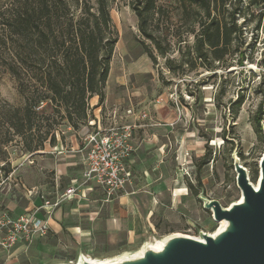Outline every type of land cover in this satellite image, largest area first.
I'll return each instance as SVG.
<instances>
[{
	"label": "rangeland",
	"instance_id": "rangeland-1",
	"mask_svg": "<svg viewBox=\"0 0 264 264\" xmlns=\"http://www.w3.org/2000/svg\"><path fill=\"white\" fill-rule=\"evenodd\" d=\"M13 1L0 0V13L9 16L17 12L19 3ZM109 2L117 43L109 63L98 117L102 125H107L111 116L125 120L128 111L147 113L157 104L156 101L164 104L172 114L173 135L178 141L177 146L172 145L167 151L175 155L177 148L183 147L178 169L195 199L194 206L188 205L175 223L155 221L154 231L131 248H78L67 240L54 243L49 239L34 238L31 242L0 249V264H77L80 256L101 263L126 253L133 254L144 243L153 244L168 235L198 237L200 233L213 234L218 225L212 221L211 214L203 210L198 198L216 201L222 208L239 200L233 169L235 159L245 168L253 185L257 180L253 181V178L256 172L258 177L264 137L255 131L253 123L256 113L261 112L264 126V22L257 31L253 20L242 24V36L231 44L222 61L199 62L194 59V42L200 17L193 13V8H183L173 0L157 1L160 10L149 29L159 50L165 52L161 56L154 49L155 45L138 32L137 20L129 8L131 0ZM241 22L238 20L237 25ZM2 35L0 28V58L7 59L16 47L9 44L3 47ZM144 48L155 57L154 63L144 53ZM2 64L0 62V145L8 139L4 127L5 107H18L23 103L14 79ZM239 101L241 105L234 114L235 103ZM40 111L50 114L52 110L49 104H44ZM87 130L91 131L82 126L77 131L82 134ZM77 131L70 128L68 131L64 123H59L55 127V136L65 137L67 133ZM0 150L5 152L11 171L6 179L0 172V216L15 218L6 212L2 200L4 196L17 204L25 200L21 185H31L34 180H24L19 170L22 166H30L26 159L29 154L23 152L16 137ZM163 167L173 166L170 161ZM188 185L193 188L192 192ZM2 236L0 233V238Z\"/></svg>",
	"mask_w": 264,
	"mask_h": 264
},
{
	"label": "trees",
	"instance_id": "trees-1",
	"mask_svg": "<svg viewBox=\"0 0 264 264\" xmlns=\"http://www.w3.org/2000/svg\"><path fill=\"white\" fill-rule=\"evenodd\" d=\"M14 1L19 3L17 12L9 16L0 13V28L3 47L9 44L16 49L7 59L1 56L0 62L14 79L23 103L5 107L8 139L0 147L16 137L23 152L33 154L56 143L57 124L64 123L73 131L85 126L92 118L91 98L97 97L98 105L103 103L117 34L110 18L109 0ZM157 1L131 0L129 8L140 35L155 45L158 55L164 56L149 29L160 10ZM173 1L183 8H193L200 17L194 42V59L199 62L222 61L227 49L242 36V24L253 20L257 31L264 22V0ZM144 49L154 63L155 57ZM262 56L264 61V50ZM40 104H49L51 113H42L43 106L37 109ZM240 105V101L235 103L234 114ZM261 121V112H257L253 123L257 133H261ZM0 153V172L6 179L11 171L5 152ZM256 175L257 172L253 181ZM188 188L193 190L191 185Z\"/></svg>",
	"mask_w": 264,
	"mask_h": 264
},
{
	"label": "crops",
	"instance_id": "crops-1",
	"mask_svg": "<svg viewBox=\"0 0 264 264\" xmlns=\"http://www.w3.org/2000/svg\"><path fill=\"white\" fill-rule=\"evenodd\" d=\"M156 102L153 109L146 113L147 118L137 121L138 127L132 130L134 151L127 166L133 183L126 192L107 198L93 184L82 183L83 156L79 149L83 133L77 131L67 133L65 137L57 135L53 146L45 145L41 151L26 157L30 166H22L19 172L24 180L30 178L34 183L21 185L25 190V200L19 204L4 196L2 201L6 212L16 218L40 207L41 196L53 201L68 188H74V196L62 200L49 217L43 211L36 213L37 218L46 220L48 233L44 237H35V240L49 239L54 243L67 240L78 248H131L154 231L155 221L175 223L177 216L188 205L193 208L195 199L178 169L183 147L177 148L175 155L167 151L172 145L177 146L178 142L173 135L172 114L164 104ZM102 104L98 105L97 97L89 101L92 118L88 121L95 126L101 122L98 113ZM138 115L140 113L128 111L125 120L113 116L118 123L132 124L138 120ZM86 125V128L92 129ZM170 161L173 167L164 168V164ZM24 243L20 241L17 244Z\"/></svg>",
	"mask_w": 264,
	"mask_h": 264
},
{
	"label": "water",
	"instance_id": "water-1",
	"mask_svg": "<svg viewBox=\"0 0 264 264\" xmlns=\"http://www.w3.org/2000/svg\"><path fill=\"white\" fill-rule=\"evenodd\" d=\"M260 130L264 137L262 124ZM233 169L240 193L237 202L222 208L216 201L198 198L218 225L213 234H172L157 241V247L144 243L133 254L101 263L80 256L77 264H264V153L254 185L237 159Z\"/></svg>",
	"mask_w": 264,
	"mask_h": 264
},
{
	"label": "built area",
	"instance_id": "built-area-1",
	"mask_svg": "<svg viewBox=\"0 0 264 264\" xmlns=\"http://www.w3.org/2000/svg\"><path fill=\"white\" fill-rule=\"evenodd\" d=\"M42 106L43 104H40L37 109ZM138 117V120L132 124L118 123L114 121L115 118H112L107 125L98 122L95 126L93 122L88 121L86 126H91L92 129L81 135L82 146L79 152L83 156L82 183L93 184L107 198L124 193L132 186V176L127 166L134 151L131 145V133L138 127L137 121L145 120L147 115L141 113ZM74 194L75 189L68 188L61 197L53 201L41 196L42 204L33 212L16 218L0 216V233L3 234L0 238V249L6 250L20 241L31 242L35 237L46 236L47 222L37 218L36 213L43 211L44 215L49 217L62 200H68Z\"/></svg>",
	"mask_w": 264,
	"mask_h": 264
},
{
	"label": "bare ground",
	"instance_id": "bare-ground-1",
	"mask_svg": "<svg viewBox=\"0 0 264 264\" xmlns=\"http://www.w3.org/2000/svg\"><path fill=\"white\" fill-rule=\"evenodd\" d=\"M151 246H153V247H157L158 246V242L157 241H154V244H151ZM86 259V258H85ZM86 260H88V259H86ZM88 261H90V260H88Z\"/></svg>",
	"mask_w": 264,
	"mask_h": 264
}]
</instances>
